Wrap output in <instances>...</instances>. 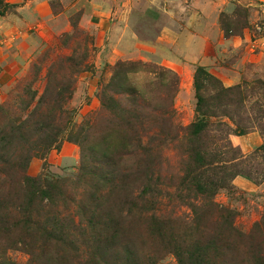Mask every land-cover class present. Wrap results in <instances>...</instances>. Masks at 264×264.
I'll use <instances>...</instances> for the list:
<instances>
[{"label":"rangeland","instance_id":"1","mask_svg":"<svg viewBox=\"0 0 264 264\" xmlns=\"http://www.w3.org/2000/svg\"><path fill=\"white\" fill-rule=\"evenodd\" d=\"M96 1L82 0L76 8L56 3L55 13L61 15L54 29L13 32L14 39L0 33V203L17 194L20 186L12 175L16 163L28 157L24 175L35 181L30 187L31 216L43 224L46 216L50 222L68 221L71 227V247L60 251L55 242L42 247V241L35 250L47 255L51 264H105L104 259L117 264L119 256L129 257L126 247L135 250L137 264H179L168 243L197 232L196 212L205 207L196 178L213 177L217 185L225 167H232L249 173L259 188H218L214 202L236 213L234 223L240 231L254 230L263 257L264 145L246 155L231 138L241 131L258 132L264 141V68L260 67L264 49L226 53L227 47L220 48L224 49L218 54L220 65L239 67L245 77L226 86L204 68L223 87H240V93L235 91V103L226 106L231 119H205V131L194 136L189 127L201 119L195 74L202 66L193 64L197 66L191 72L187 69L192 64L186 69L140 54L110 61L113 51L102 50L111 42L105 28L113 16L108 23L104 17L99 26L100 15L93 6L102 5ZM105 2L104 10L113 12L116 5ZM258 3L253 17L257 26L249 25L248 9L239 5L232 15H221L223 36L264 38V0ZM1 10H6L2 1ZM139 31L143 36L150 32L142 27ZM215 52L210 47L207 54ZM202 95L215 97L216 85L204 83ZM229 140L245 158L225 162L231 159L222 155ZM47 142L52 146L45 152ZM140 166L150 168L147 180L153 192L141 201L144 208L129 212L128 194L140 193L143 180L134 185L130 176L126 189L118 190L105 185L101 175L114 170L132 175L140 172ZM20 201L8 210L14 220ZM4 214L7 211L0 209V217ZM21 237L18 230L0 231L2 264L7 260L35 264L32 242L17 243Z\"/></svg>","mask_w":264,"mask_h":264},{"label":"crops","instance_id":"2","mask_svg":"<svg viewBox=\"0 0 264 264\" xmlns=\"http://www.w3.org/2000/svg\"><path fill=\"white\" fill-rule=\"evenodd\" d=\"M0 1L6 9L0 13V33H9L10 38L14 39L16 36L13 32L54 29L55 19L61 15L55 13L56 3L63 8L71 5L76 8L80 7L82 0ZM105 1L97 0L95 3L102 7L93 6V11L99 12V26H102L104 17L107 19L104 22L108 23L113 16V23H108L105 28L113 37L110 36L111 42L104 44L102 50V53L113 51L109 55L110 61L135 54L154 55L163 63L169 60L177 66L182 64L186 69L192 64L187 69L191 72L199 64L219 77L226 86H233L245 76L239 67L220 65L218 54L224 51L220 48L227 47L226 53L234 50L246 53L247 48H251V51H255L254 48L264 49V38L253 39L246 34L224 37L220 23L221 15H232L233 8L239 5L248 9L249 25L257 26L253 17L258 14L261 6L258 0H111L116 5L113 12L104 10ZM139 27L147 28L150 32L145 36L140 35ZM210 47L214 48L216 54H207ZM231 141L246 155L264 145L258 132L232 135ZM223 183L224 188L236 186L249 191L259 188L241 176L227 177Z\"/></svg>","mask_w":264,"mask_h":264},{"label":"trees","instance_id":"3","mask_svg":"<svg viewBox=\"0 0 264 264\" xmlns=\"http://www.w3.org/2000/svg\"><path fill=\"white\" fill-rule=\"evenodd\" d=\"M197 71L198 72L195 74V86L198 92L197 113L201 119L189 127L191 133L194 136H198L205 131L206 127L208 126V123L205 121V119L219 118L220 116H226L231 119V115L226 112V106L235 103L232 97L235 91L236 94L240 93V87H223V85L209 72H207L204 67H198ZM202 82L203 84L206 83L216 85L215 97H208L209 99H207L204 97V95H202ZM209 100H211V103ZM244 134H246L245 131L235 133V135L238 136H242ZM51 143L52 142H47L45 144L43 147L45 152L48 151L52 146L50 145ZM223 149L226 151L223 152L222 155H230L231 158L229 161L225 162H233L240 157L245 158L240 149L233 146L230 140L223 146ZM21 161L23 162L16 163L17 169L12 175V179L17 178L15 180V184L19 185L20 189L18 190L17 194H13L11 197L8 195L7 197L3 198L2 201L4 204L0 203V209L4 208V212L7 211V214H4V216L2 215L0 217V222L2 225L0 231L4 232V234H8L12 230H18L22 237L17 239V243L29 245V243H26V240L29 239L33 244L31 245L32 250L30 253L32 262L34 261L35 264H51V259H47V255H42L38 251L35 252V250L40 248L38 245L42 241V247L47 245L48 242H55V246L59 247L60 251L67 249L69 246L71 247L73 242L70 240V235L68 232L70 231L71 227L68 221L63 222L54 220L50 222L49 217L46 216L44 217L43 224L40 222L41 220L38 221L33 216H31L32 203L30 199L32 198L30 196V187H32L31 182L35 181L24 175L26 168L24 163L27 165L30 161V158L26 157ZM151 163L152 162L149 164ZM232 169V167H225L217 185L214 183L213 177L203 179L201 174H199V176L196 178V181L199 183L196 189L201 196V200H203V207H205L203 209H207L205 211L202 209V211L199 213L196 212L195 227L197 228V232L195 234L192 236H183L179 241L176 238H172L169 241L168 245L174 249L179 264H252V259L257 260L256 264H264V256H259L261 249L259 250L258 248L261 246L254 242L257 241L255 239L256 235L254 230L252 229V231L249 233L240 231V229L234 223L236 213L214 202V197L217 194L218 188L220 189L225 187L223 182L227 177L242 176L252 180L249 173H246L242 170L232 171ZM115 171L116 170H114L113 173L106 172L107 174L105 176L101 175L102 181L105 185H110L112 188L118 190H124L126 189V185L129 184L128 178L130 176L133 178L132 182L134 185L136 182H141L143 180L144 183H142L145 184V186H143V190L136 196H132L131 190L127 199V204L129 205V207H127L129 212H131L132 209L136 212H139L142 208H144L140 204L141 201H144L145 195H148L149 193L151 194L153 192V190L150 189V182L147 180L151 176L150 168H141L140 172L138 171L139 173H132V175H124L123 172L116 173ZM22 191L23 195L21 197L19 194L20 192L22 194ZM24 199H27V204L23 202ZM19 200L21 201L17 205L16 209L18 210L19 215L16 220H14V217H12V214L8 213V210L15 205L16 201ZM211 214L215 215V217L212 219L210 218ZM51 225H53L54 228H51ZM256 227H259V224H257ZM72 248H74V246ZM125 250L130 258H122L119 256L116 259V263L137 264V262H135L136 260L133 259L135 250L131 249L130 247H126ZM2 261H0V264H2ZM104 261L105 264H112V262L109 263V260L104 259ZM4 263L18 264L10 260L5 261Z\"/></svg>","mask_w":264,"mask_h":264}]
</instances>
